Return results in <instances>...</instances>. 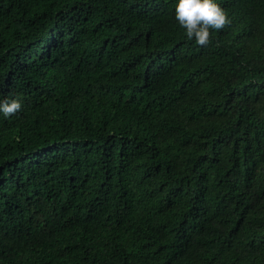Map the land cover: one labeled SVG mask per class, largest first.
I'll use <instances>...</instances> for the list:
<instances>
[{
	"label": "trees",
	"instance_id": "1",
	"mask_svg": "<svg viewBox=\"0 0 264 264\" xmlns=\"http://www.w3.org/2000/svg\"><path fill=\"white\" fill-rule=\"evenodd\" d=\"M187 40L176 0H0V264H264V0Z\"/></svg>",
	"mask_w": 264,
	"mask_h": 264
},
{
	"label": "clouds",
	"instance_id": "2",
	"mask_svg": "<svg viewBox=\"0 0 264 264\" xmlns=\"http://www.w3.org/2000/svg\"><path fill=\"white\" fill-rule=\"evenodd\" d=\"M175 19L189 41L204 46L209 42L211 31L220 30L230 23L228 14L217 0H176ZM22 108V98L0 99V114L10 118Z\"/></svg>",
	"mask_w": 264,
	"mask_h": 264
}]
</instances>
